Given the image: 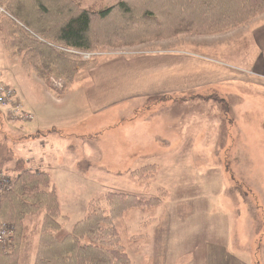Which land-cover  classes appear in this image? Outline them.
Instances as JSON below:
<instances>
[{
  "label": "rangeland",
  "instance_id": "374dc122",
  "mask_svg": "<svg viewBox=\"0 0 264 264\" xmlns=\"http://www.w3.org/2000/svg\"><path fill=\"white\" fill-rule=\"evenodd\" d=\"M95 1L82 0V5L87 8ZM103 1L114 4L118 0ZM171 39L137 46L168 49L175 47V44L178 46L180 42L198 43L200 45L194 46L193 50L202 51L240 69L218 84L187 91L184 95L177 92L178 96L193 99L194 106L177 103L161 108L166 109L165 115L171 114L177 119L184 115L178 120L187 117L188 134L191 131L193 136H197L200 134L199 127H202L204 132L197 136L198 147L202 146L208 154L197 151L193 154H170L167 148L159 151L160 148L136 147L133 149L137 151L133 152L129 146L128 149L122 148L121 136L125 132L122 120L135 115L132 107L144 103L145 100L139 102L143 97H134L127 104L119 102L112 106L118 108L104 112L111 119L104 129L100 126L97 129L92 124L93 119L96 120L95 112L86 93V86L92 82L89 65L81 67L67 84L69 94L60 95L47 88L34 73L25 72L18 58L8 56L0 35V71L3 79L17 90L24 103L37 109L34 120L3 121L0 157L6 158L4 168L15 167L22 159L24 167L42 166L52 173L64 197L75 199V206L73 203L64 205L70 216L67 220L69 226L85 215L88 200L103 198L108 191L152 196L157 194L158 188H167V196L173 197L167 203V208L163 204L130 210L114 222L119 229L121 243L130 255L131 264H153L155 227L158 225L151 220L154 217H159L160 223L172 227L173 236L178 233L186 235L185 250L189 247L191 252L184 254V257L194 259L197 250L193 245L197 244L200 235L192 229L206 220L200 214V207L206 209L210 205L207 222H217V212L222 205L217 197L223 195L228 210L234 215L228 214L234 224L232 232L241 240V252L246 255V259L242 258L243 263L252 261V264H261L259 259L264 256V8L232 30L206 35L184 34ZM137 46L133 49H108L107 52L127 54L129 50L138 51ZM83 55L85 59H90L89 54ZM56 80L57 77L52 76L50 85ZM215 96L230 103L229 112H223L217 103L214 105ZM64 99L70 105L58 112L53 104L60 105ZM139 113L145 114L146 109ZM102 122L104 119L98 125ZM38 126H41L40 130ZM89 126L95 127L92 129ZM150 163L158 164L156 175L148 181L141 180L134 170ZM206 166L208 171L204 173ZM184 167H187L185 171ZM179 170L188 176L184 174L185 177L178 178ZM177 208L184 211L179 216ZM238 213L240 218H236ZM238 219L240 221L236 225ZM31 228L34 225L30 224ZM35 230L30 232L33 234ZM191 238L194 243H190ZM34 239V236L26 239L20 264H34ZM179 247L184 249L180 244Z\"/></svg>",
  "mask_w": 264,
  "mask_h": 264
},
{
  "label": "trees",
  "instance_id": "16d2710c",
  "mask_svg": "<svg viewBox=\"0 0 264 264\" xmlns=\"http://www.w3.org/2000/svg\"><path fill=\"white\" fill-rule=\"evenodd\" d=\"M263 8L264 0H118L114 4L97 0L87 8L82 0H0V35L8 56L18 58L25 72L63 95L81 67L118 54L108 49L184 34L226 32ZM52 76L60 85H50ZM214 100V105L229 112L227 100L216 96ZM2 157L0 170L13 181L1 195L0 216L15 231L9 244L0 243V264H20L24 243L31 236L35 237L34 264H131L115 220L130 210L162 206L168 195L165 187L152 196L108 191L103 198H91L85 215L68 227L69 215L61 207L50 172L24 167L22 159L15 167L4 168ZM156 166L146 164L134 173L148 181L156 175Z\"/></svg>",
  "mask_w": 264,
  "mask_h": 264
},
{
  "label": "crops",
  "instance_id": "0c3cea01",
  "mask_svg": "<svg viewBox=\"0 0 264 264\" xmlns=\"http://www.w3.org/2000/svg\"><path fill=\"white\" fill-rule=\"evenodd\" d=\"M183 43L180 42L178 46L175 44V47L168 49L159 47L145 49V47L143 48L144 45L140 48L137 46L138 51L132 52L129 50L127 54L114 52V54H118L102 63L89 65L92 82L86 86V93L95 112L94 118L96 120L93 119L92 124H95L97 129H100L99 126L104 129L108 120L111 119L104 112L110 111L112 108H118L112 106L118 105L119 102L127 104L134 97H143L139 102L145 100L144 103L132 107L136 112L135 115L127 116L122 120L124 124L122 127L125 130L121 136L122 148L126 147L128 149L129 146L131 147L130 151L133 152L137 151L133 149V147H136L142 149L160 148L159 151L161 148H167L170 154H193L196 151V153L208 154L202 146L198 147L200 144L197 136H201L204 132L202 127H199L200 134H197V136H193L191 131L188 134L187 117L184 120H178L181 117L183 118L184 115L179 116L177 119L171 114L165 115L166 109L161 110V108L167 104L173 106L177 103H183L184 106H194L193 99L178 96L179 93L184 95L187 94V91L190 92L194 89L218 84L221 82L220 80L226 79L228 75L231 76L234 71L239 72L240 69L216 60L213 56L202 51L193 50L194 46L200 45L198 43ZM66 93L63 95L67 96L69 94ZM24 104L34 115L37 113L36 108ZM53 105L60 112L65 110L70 103L64 99L62 104ZM142 109H146L145 114L139 113ZM98 113L103 114L97 115ZM102 119H104V122L98 125ZM190 122L192 121L190 120ZM176 123L178 124L176 125ZM167 125H169L168 129L166 128ZM171 125H174V127H170ZM95 126L89 127L93 129ZM38 127L40 130L41 126ZM54 128L57 129V126L54 125ZM192 138L196 140H192ZM39 168L43 169L42 166ZM186 169L187 167H184V171ZM207 171L208 167L206 166L204 173ZM50 174L58 190L61 207L67 213L68 211L64 209V205L73 203L75 206V199L64 197V193L60 192L57 178L52 173ZM184 174L188 176L182 170H179L178 178L185 177ZM62 196L65 198L64 201ZM217 199L222 202V205L217 212V222L213 224L207 222V219L210 218V205L206 209L200 207V214L206 220L200 222L199 226L196 224L192 229L200 237L197 239L199 242L197 241V244L193 245V248L197 250V255L191 260L184 257V254L191 252L189 247L185 250L186 235L181 236L178 233L173 236L172 227H167L166 223H160L159 217H154L153 221L158 225L155 227L156 248L153 250V264H181L182 259H184L182 264H244L243 259H246V255L241 252V240L236 236L237 234L234 235L232 232L234 224L232 218L228 215L229 213L232 214V211L228 210L223 195L217 197ZM171 200H173V197H166L164 201L166 208L168 207L167 203ZM180 201L184 202L183 200ZM212 205L211 211L214 213ZM182 210L177 208L176 213L178 216L184 212ZM231 216L234 217L233 214ZM236 218H240V213ZM239 221V219L236 221V225ZM66 225L69 227L68 221H66ZM216 225L218 226L217 231H215ZM229 226H231V231H228ZM192 239H190V243H192ZM179 244L184 246V249L180 248ZM259 261L262 264L264 256ZM248 263L252 264V261H248Z\"/></svg>",
  "mask_w": 264,
  "mask_h": 264
},
{
  "label": "built area",
  "instance_id": "2783aa9c",
  "mask_svg": "<svg viewBox=\"0 0 264 264\" xmlns=\"http://www.w3.org/2000/svg\"><path fill=\"white\" fill-rule=\"evenodd\" d=\"M60 85L59 80L54 81ZM34 113L26 109L18 96L17 90L9 85L2 77L0 71V123L2 120L11 122H26L34 119ZM13 177L0 170V198L12 184ZM14 225L0 216V243L9 244L13 238Z\"/></svg>",
  "mask_w": 264,
  "mask_h": 264
}]
</instances>
